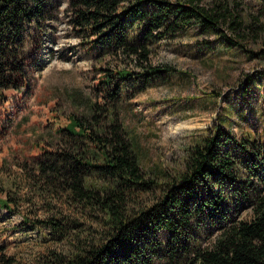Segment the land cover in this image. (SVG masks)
I'll return each mask as SVG.
<instances>
[{
  "label": "trees",
  "instance_id": "obj_1",
  "mask_svg": "<svg viewBox=\"0 0 264 264\" xmlns=\"http://www.w3.org/2000/svg\"><path fill=\"white\" fill-rule=\"evenodd\" d=\"M49 2L0 0V98L4 91H27L42 71L35 33L52 19ZM68 10L69 25L89 50L139 67L103 71L99 84L111 98L128 88L141 92L174 71L151 64L161 39L193 28L218 42L223 27L240 37L250 23L222 0H69ZM232 41L224 46L242 47ZM229 108L232 113L234 105ZM99 116L92 112L90 127L71 118L61 128L71 144L35 156L33 189L65 200L78 216L47 218L62 251L51 252L46 264H264V139L255 146L218 122L186 150L180 169L154 165L146 175L121 124L111 119L98 127ZM3 195L0 209L17 211L15 198ZM3 251L0 245V264Z\"/></svg>",
  "mask_w": 264,
  "mask_h": 264
},
{
  "label": "rangeland",
  "instance_id": "obj_2",
  "mask_svg": "<svg viewBox=\"0 0 264 264\" xmlns=\"http://www.w3.org/2000/svg\"><path fill=\"white\" fill-rule=\"evenodd\" d=\"M49 1L52 19L35 33L42 71L27 91H4L0 98V196L8 194L18 202L13 213L0 209L1 264H46L51 252L62 251L46 220L78 216L65 200L38 195L30 174L41 150L71 144L72 138L61 130L71 118L90 127L95 111L100 114L98 127L111 119L121 124L137 146L146 175L154 165L180 169L186 150L218 122L237 137L255 140V146L264 139V0H222L250 22L240 37L223 27L218 42H213V34L193 28L174 39H161L152 49L151 64L174 71L141 92L128 88L116 98L101 90L103 71L139 67L125 57L89 50L68 23L69 0ZM232 40L242 47L224 46ZM250 79L255 87L249 86ZM230 103L232 113L226 110ZM182 122L183 127L173 129ZM262 167L264 163L259 170ZM22 215L28 217L25 223Z\"/></svg>",
  "mask_w": 264,
  "mask_h": 264
},
{
  "label": "bare ground",
  "instance_id": "obj_3",
  "mask_svg": "<svg viewBox=\"0 0 264 264\" xmlns=\"http://www.w3.org/2000/svg\"><path fill=\"white\" fill-rule=\"evenodd\" d=\"M184 125H185V122L184 123L182 122V123L176 125L175 127H173V129L176 130L177 128L183 127Z\"/></svg>",
  "mask_w": 264,
  "mask_h": 264
}]
</instances>
